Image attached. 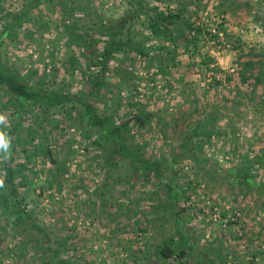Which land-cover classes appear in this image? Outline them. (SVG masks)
<instances>
[{
	"label": "rangeland",
	"instance_id": "1",
	"mask_svg": "<svg viewBox=\"0 0 264 264\" xmlns=\"http://www.w3.org/2000/svg\"><path fill=\"white\" fill-rule=\"evenodd\" d=\"M138 1L65 0L74 7L65 15L62 0H0V63L26 81L86 94L116 121L152 111L134 140L162 171L132 174L112 143L88 136L79 104L45 111L0 88V130L11 137L0 178L10 164L27 209L15 213V197L0 190V264H264V0H143L183 7L210 29L194 56L154 36L143 17L133 21ZM102 19L124 25L121 37L145 55L117 53L94 88L96 53L108 37L92 26ZM199 120L213 134L188 144ZM170 239L183 260L157 257Z\"/></svg>",
	"mask_w": 264,
	"mask_h": 264
},
{
	"label": "trees",
	"instance_id": "2",
	"mask_svg": "<svg viewBox=\"0 0 264 264\" xmlns=\"http://www.w3.org/2000/svg\"><path fill=\"white\" fill-rule=\"evenodd\" d=\"M65 15L74 10V7H69L65 9V0H62ZM185 8L180 7L177 10L168 9L159 10L158 7H148L143 0L137 2V11L132 13V20L137 21L143 17V22L151 30L152 34L156 37H164L165 39L171 40L174 44L178 46H183L185 51L189 52L190 55L194 56L200 50V42L206 32L212 34L211 31L204 29L202 24H197L192 21L189 17L185 15ZM72 20V19H71ZM101 20L97 25L92 26L94 29L100 30L103 36H107L105 39L103 48L97 54L96 66H99V77L93 81V87L98 88L103 84V78L108 70L109 61L112 58L117 57V53L124 52L128 55L129 51L135 50L139 55L143 56L145 53L140 49L136 48L135 40L131 37L123 39L121 31L124 29L123 26H116L117 22H112L108 20L107 22ZM75 20L70 21L68 16L67 22L64 24L65 32L73 36L76 29ZM117 27V30H114ZM178 28V33L175 35L172 28ZM114 30V31H113ZM129 33H135L134 31H128ZM218 32L214 33L213 36H217ZM180 41L178 42V40ZM101 38H92L89 41H85L87 44V49L93 47V43H98ZM260 62V60L258 61ZM255 61L250 60L247 62V66L254 65ZM246 71V70H245ZM261 72L257 76V80L261 81ZM242 79L244 81L248 80V74L242 72ZM257 84V83H256ZM255 86V84H253ZM0 88L6 90L13 98H17L22 104H30L37 106L45 111H50L54 108L64 110L68 105L79 104L83 109L85 114V120L87 121L88 136L97 135L99 139H103L105 143H112L114 152L120 158L128 159L132 174L136 173H148L154 172L155 175H162L159 165L161 162L153 160L148 157L145 153L143 145L135 142L134 140V127L140 125H146L149 120L154 116V113L150 110L137 109V111L130 116L126 117L121 121L114 120L115 114L102 115L98 112L97 107L87 99L86 94L75 95L69 91L62 88L50 89L46 86L45 80L40 79L38 81H26L18 69L12 68L0 63ZM77 106V105H76ZM75 107V106H73ZM19 108L22 109V106ZM209 120L208 118L206 119ZM191 134L187 138V143L196 140V137L210 139L213 131L210 129V125L207 122H202L199 120ZM17 128L18 123L15 124ZM204 126V127H203ZM209 126V127H208ZM14 132L12 127L7 129V132ZM99 141L100 145L103 147L105 143ZM197 142V141H196ZM6 177L4 179V191H9L6 197H15L13 201V211L15 213H26V205H24V198L18 195L19 187L15 181V171L10 164L5 165ZM133 176V175H132ZM129 182V180H127ZM124 183H126L124 181ZM167 190L170 192L172 190L171 184L166 182ZM175 196L174 194H171ZM176 197V196H175ZM156 255L165 261L180 259L183 260L184 251H177L176 247L172 244V239L166 240L160 243L156 248ZM199 264H207L200 258H197Z\"/></svg>",
	"mask_w": 264,
	"mask_h": 264
},
{
	"label": "clouds",
	"instance_id": "3",
	"mask_svg": "<svg viewBox=\"0 0 264 264\" xmlns=\"http://www.w3.org/2000/svg\"><path fill=\"white\" fill-rule=\"evenodd\" d=\"M7 124V116L0 114V125ZM11 159V137L0 130V162H7ZM5 181L0 178V188L4 187Z\"/></svg>",
	"mask_w": 264,
	"mask_h": 264
},
{
	"label": "built area",
	"instance_id": "4",
	"mask_svg": "<svg viewBox=\"0 0 264 264\" xmlns=\"http://www.w3.org/2000/svg\"><path fill=\"white\" fill-rule=\"evenodd\" d=\"M218 216V214H216V217ZM225 221V224H227L228 222V218L224 220Z\"/></svg>",
	"mask_w": 264,
	"mask_h": 264
}]
</instances>
